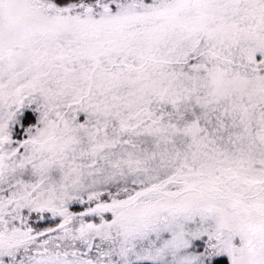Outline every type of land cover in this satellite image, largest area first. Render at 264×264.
<instances>
[{
	"label": "snow or ice",
	"instance_id": "obj_1",
	"mask_svg": "<svg viewBox=\"0 0 264 264\" xmlns=\"http://www.w3.org/2000/svg\"><path fill=\"white\" fill-rule=\"evenodd\" d=\"M0 264H264V0H0Z\"/></svg>",
	"mask_w": 264,
	"mask_h": 264
}]
</instances>
